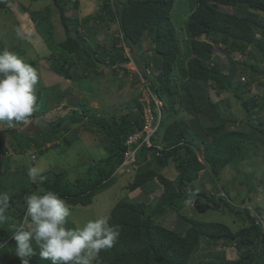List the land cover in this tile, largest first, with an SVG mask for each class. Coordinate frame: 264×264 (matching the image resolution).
Segmentation results:
<instances>
[{
  "label": "trees",
  "instance_id": "1",
  "mask_svg": "<svg viewBox=\"0 0 264 264\" xmlns=\"http://www.w3.org/2000/svg\"><path fill=\"white\" fill-rule=\"evenodd\" d=\"M49 1L65 32L62 42L55 40L48 7L41 12L22 7L30 21L36 23L35 33L50 50L46 60L50 62L51 72L68 82L67 85L82 87L80 80L88 82L86 74L97 73L100 65L122 69L133 62L140 70L144 88L162 104L160 124L151 139L154 148L143 145L135 152L136 168L125 188L126 195L117 200L109 213L110 223L120 231L119 240L111 249L100 253L98 264H190L193 255L218 245L234 247L238 254L236 261L209 259L195 264H264V221L260 222V216L257 220L247 206L243 207L246 202L241 192L237 191V198L230 200V192H225L219 183L224 168L237 170L247 157L264 151V96L252 93L257 85L264 86V0H184L187 5L183 7L186 12L183 38L187 59L183 58L175 28L178 0H104L99 10L109 15L108 20L116 21V34L124 44L123 47L115 44L108 50L101 46L94 48L88 41L96 34L89 18L67 16V12L78 8V0ZM229 4L234 6L232 12L220 9ZM6 5V1L0 0V12L6 10ZM144 37L151 42L146 51L141 44ZM25 41L22 37L12 48L0 41V51L10 48L8 51L23 58ZM215 46L221 47L227 56L225 60L215 59ZM124 47L133 58L126 55ZM235 54L248 59L234 60ZM23 60L37 68L36 61ZM219 63L226 69H219ZM77 66L81 73H72V68ZM149 68L153 74L147 72ZM243 75L246 82L241 81ZM211 90L218 95L230 94L238 102L243 116L238 126L229 120L233 115L231 104L226 99L211 97ZM36 96L38 107L32 120L58 107L66 97L62 90L44 87L40 80ZM77 106L80 110L59 117L46 133L34 131L28 136L6 129L3 138L8 140V145L0 138V157L7 151L22 154L33 145L40 148L60 138L62 147L60 144L57 147L63 153L78 140L75 136L65 138L64 133L81 123L87 125L84 131L99 137L104 154L96 160L89 156L87 161L83 159L88 165L82 178L70 180L66 172L59 170L39 184L40 189L20 181L17 184L20 189L14 188L17 198L22 194L27 198L53 191L71 207H86L97 194L116 183L115 172L127 149L125 141L142 127V104L134 99L119 116L102 115L88 102ZM190 116L199 127L197 130L193 129ZM232 126L234 129H230ZM137 146L135 143L131 148ZM76 155L80 158L79 153ZM1 161L0 158L2 170L7 165ZM170 166L173 177L164 174ZM21 173L24 178V168ZM1 174L0 171V177ZM208 179L214 192L207 191L201 183ZM246 180L247 192L254 193L256 187L247 175ZM157 188L162 189L161 193L154 196ZM14 191L8 194L10 222L0 226V264H20L11 238L12 223L20 220L26 207L16 206ZM139 194L143 199L132 201ZM257 209L260 214L262 209L259 206ZM167 212L181 217L186 223L183 231L159 223ZM66 226L76 227L70 218ZM36 253L29 258L30 264H50L39 258L38 249Z\"/></svg>",
  "mask_w": 264,
  "mask_h": 264
},
{
  "label": "rangeland",
  "instance_id": "2",
  "mask_svg": "<svg viewBox=\"0 0 264 264\" xmlns=\"http://www.w3.org/2000/svg\"><path fill=\"white\" fill-rule=\"evenodd\" d=\"M4 1H6L7 5L6 10L0 12V41L4 43L3 45L8 44L9 47L12 48L18 44L22 37L26 39L24 44H22V48H24L26 51L23 59H31L37 62L36 69L38 70L39 80L44 87H51L52 89L62 90V93H65L70 97L68 102H72L77 99H82L84 102L88 101L91 108H96L100 110L102 115L108 114L109 116H119L125 113L126 110L124 109V106L133 103L134 99H147L148 93L144 88V81L139 78L140 70L137 66L134 65L135 63L133 62L129 63L126 66H123L122 69H117L116 67H101L100 65L97 69V73L94 74L92 72H88V74H86L88 82H86L85 79L82 81L80 80L81 85H83L82 87L87 86L84 87V89L86 90H83V92L81 93L77 92L81 87H76L71 83H69L70 85H67L68 82L64 81V79L50 71V68L48 67L50 62L49 60H46L50 55V50L45 46L43 38L35 33L34 28L36 27V23L30 21L27 13H25L22 7H28L29 11L37 12H41L42 10H45L44 8L48 7L50 10L52 24L54 26L55 40L57 42H62L65 39V32L62 25L60 24L58 13H56L53 4L49 0ZM78 1V8L76 10L67 12V16H76L80 20H84L85 18L90 19V25L94 24V30L96 31V34L88 40L90 44L94 48L96 46H101L105 50L110 49L115 44L117 46L123 47L124 44L116 34L118 33V25L116 21L108 20L109 15L105 14L106 12L103 13V11L99 10V6L104 2V0ZM185 5H187L186 1L178 0L174 12L178 13V15L176 16L175 28L179 38V42L181 44L182 54L184 55L183 58L187 59L184 51L185 38H183V35H185L184 23L186 21V12L183 8L185 7ZM231 8L232 6L221 9L223 11H229ZM15 32L17 33V36L15 35ZM141 44L142 50L144 51L149 50L151 46L150 40L146 37L143 38ZM9 49L10 48H7V50ZM124 52L127 56H132V54L129 52V49L126 47H124ZM225 57L227 58L221 47L215 46V59L217 58L218 60H225ZM240 58L247 60L248 56H240L237 54L232 56V59L234 60ZM71 59L73 60L74 58ZM249 61L252 62L251 60ZM221 62L223 63V61ZM218 68H221L222 70L226 69V67H220V63ZM228 68H230V66ZM81 70L82 69L77 66L72 68L71 72L74 74H80ZM100 72L101 74H99ZM147 72L151 74L154 73L150 68ZM227 73L229 72L227 71ZM239 74L240 73H238L239 77L237 76V80H239L240 78ZM247 76L249 77L248 74ZM246 81L247 80L245 79L244 82ZM257 86L262 87L259 85ZM254 90L255 88L253 89V93ZM211 94L214 99H226L231 104V112L233 115L229 120L235 121V126H238L237 124H240V122L243 121V116L240 106L238 102L234 101L233 96H231L230 94H220L221 96L218 95L217 97V94H215L214 92H211ZM248 95L250 96L251 94ZM64 101V99L61 101L62 105L64 104ZM75 109L80 110V107H75ZM159 112L160 111L158 110V113ZM56 116H58V114H56ZM182 117L186 118L183 114ZM189 118H191L189 119L191 120V123L195 121L194 119L192 120V116H190ZM52 119L53 118H50V115L48 116V113H46L43 115L42 119H38L32 122L29 121V123L22 124L20 126L16 124L14 127H9L7 123H0V131H2L0 133V138H2L4 143L8 145V140L3 138L6 136L5 128L8 127L11 129H17L16 131L19 132L32 134V131H41L40 128L35 129L36 126H45L46 123H48ZM81 124H77L72 127L77 128ZM192 124L193 129L197 130L199 128L195 122ZM85 127L86 125H84L83 129L78 128L77 135L72 134L77 137L78 140H76L73 145L63 153L61 152V150H58L59 147H62V142L60 143L61 146L59 147L42 151V153L40 154L37 153V160L34 161H32L31 158L25 155V153L28 152L25 150L23 151L24 153L17 155L11 154V151H7L5 152V154L2 153V156L0 157L2 160L1 164L7 166L2 170V165L0 166V171L2 172L0 177V190L4 193L9 194L10 192L14 191L15 187L20 189V187L17 185L20 181H24V183L28 182L32 187H37L38 189H40V185L37 183H32L28 175L29 168L33 166L44 168V174L48 178L52 177L54 175V172L57 173L59 170H63L64 172H66L70 180H72L73 178L82 177L85 174V168L88 165L83 162V159L87 161L88 156L95 159V157H98L100 154L99 152H95L94 150V147H96L95 145L99 144L100 142L98 139L99 137L97 138L94 134L92 135V133L84 131L86 130ZM230 129H234V127L232 126L230 127ZM1 134L3 135L2 137ZM83 134H88L86 138H84L85 140L83 139ZM76 152L79 153L80 158L76 155ZM5 155H7V159ZM21 168H24V171H26V173L23 175L24 178L21 176ZM164 174L167 177H173V167L170 166L168 169H166ZM26 175L27 178L25 177ZM246 175L249 176V180H251L253 182V185H255L256 187L254 193H251L249 191L247 192V188H249V186L247 183H245L248 181L246 180ZM131 178L132 176H117V182L108 190L97 194L93 198L91 205L86 207L80 205L71 207L72 214L69 216L71 221L74 222L76 227H79L82 226L83 223L88 219H94L95 217L101 215H109L112 207L117 202V200L125 197L127 191L125 188L128 183L131 182ZM196 183L199 185L198 180ZM201 183L207 191L214 192L211 188L213 187V185L210 182V179L204 181L202 180ZM219 183L220 185L222 184L224 186L225 192L227 190L228 192H230L229 199L237 198L236 193L241 192L243 194V200H245L246 202L245 204L243 203V207L247 206L251 211L252 216H255L258 219V215L256 213L257 206L264 210V151L259 152L255 156L247 157L246 160L239 165L237 170L232 169L228 166L224 168L222 170L221 180ZM161 190V188H157L154 196H158L161 193ZM15 193L17 194V192L14 191L13 200L17 202L16 206L24 207V202L26 199L25 196H23L22 194L19 198H17L14 195ZM143 197L144 196L142 194H139L132 201H136L139 199L142 200ZM191 204H193V201H191ZM17 213L18 209H16L15 211L16 215ZM159 223L167 228H179L182 231L183 229H185L186 225V223L182 221L180 216L170 212H167L165 216H163L159 220ZM192 257L193 258L191 259L192 261L190 264L205 262L209 259H225L226 261L232 263L236 261V259L238 258V254L236 253L234 247L218 245L214 248L206 249L199 254H195Z\"/></svg>",
  "mask_w": 264,
  "mask_h": 264
},
{
  "label": "clouds",
  "instance_id": "3",
  "mask_svg": "<svg viewBox=\"0 0 264 264\" xmlns=\"http://www.w3.org/2000/svg\"><path fill=\"white\" fill-rule=\"evenodd\" d=\"M230 6H232V8L229 11H225L230 13L234 7L232 4L223 7L220 6V9ZM242 77L247 79L244 75ZM38 83L39 74L35 67L25 62L23 58L16 53L8 51L7 48L0 51V123H7L9 127H14L16 124L20 126L29 123V121L32 122L43 118L42 116L33 120L30 119L38 107L36 103V88ZM254 86L255 83L253 84V87ZM84 87H81L77 92L81 93L83 90H86ZM254 88L256 89V87ZM146 91L148 93V99L152 94L148 89H146ZM211 92L217 94L214 90H211ZM65 96L63 105L60 102L58 107L52 108L47 112L48 116L50 115V118L53 119L46 123L45 126L38 125L35 129L40 128L43 133H46V129L51 127L59 117H64V115L70 114L72 110H76L73 106L80 107L77 106L79 103H85L82 99L68 102L70 97L67 94H65ZM141 102L142 101H140V103ZM152 102L153 103L150 102L148 105L152 111L162 108V104L157 99H154ZM56 114H58V116H56ZM84 125H86V123L81 124L77 128L72 127L69 131L64 133L63 137L69 138L74 136L72 134L77 135L76 130L78 128L83 129ZM6 129H10L14 134L23 133L28 136L32 135L30 133L16 131L17 129L8 127L5 128V130ZM59 129L64 130V127H59ZM157 129L151 138H149L150 144ZM140 130L142 129L136 132ZM1 132L2 131H0V133ZM87 135L88 134H83V139L86 138ZM61 142L62 138L57 139L53 143L46 142L40 148L33 145V148L28 149L25 155L31 158L32 161L37 160V153L39 154V152L46 151V148H49V146L54 149ZM143 145L138 143V146L133 149L134 160L131 162H125V155L129 152L128 149H126L123 154L122 162L115 172V177H133L134 169L136 168V164L134 163L135 152ZM95 146V152L100 153L98 157H95L96 160L104 154L105 150L100 143ZM44 171L45 169L41 167H30L28 175L31 182L44 184L48 179ZM24 203L26 210L18 222L12 223L13 235L11 237L15 241V256L19 258L20 264H30L29 258L37 254L36 249H38L39 258L41 260L50 261V264H98L100 253L111 249L119 240L120 231L117 226L110 223L111 217L109 215L97 216L94 219H88L82 226L68 228L66 225L69 216L72 214V208L63 198L53 191H47L46 194L43 195H30L25 199ZM10 207L9 195L0 192V226L7 225L10 222ZM260 214L257 215L258 218L260 216V222H262L264 221V210H260Z\"/></svg>",
  "mask_w": 264,
  "mask_h": 264
},
{
  "label": "built area",
  "instance_id": "4",
  "mask_svg": "<svg viewBox=\"0 0 264 264\" xmlns=\"http://www.w3.org/2000/svg\"><path fill=\"white\" fill-rule=\"evenodd\" d=\"M242 81L245 79L242 77ZM143 119H144V126L142 130L136 132L133 136L129 137L127 140V144H135V143H140L144 145H149L150 141L149 138L154 134V132L157 129V123L155 119V115L153 114V111L151 110L150 106L144 105L143 106ZM148 147V146H147ZM128 151L125 155V162L126 161H133V149L131 148V145L128 146Z\"/></svg>",
  "mask_w": 264,
  "mask_h": 264
},
{
  "label": "bare ground",
  "instance_id": "5",
  "mask_svg": "<svg viewBox=\"0 0 264 264\" xmlns=\"http://www.w3.org/2000/svg\"><path fill=\"white\" fill-rule=\"evenodd\" d=\"M155 99V97L154 96H151L150 98H148L147 100L145 99V100H139V102L140 101H142L141 102V104H142V107L145 105H149V103L150 102H152L153 100ZM142 110H143V108H142ZM158 110L160 111L159 113H158ZM153 114L155 115V119H156V123H157V127H159V124H160V118H161V109H157V110H155V111H153ZM141 119H142V127H141V129L143 128V126H144V119H143V113L141 112ZM137 131V130H136ZM135 131V132H136ZM135 132H133L132 134H130L129 136H128V138L129 137H131V136H133L134 134H135ZM128 138H127V140H128ZM127 140H126V142H125V146L127 147V149H128V146H132V145H134V144H127ZM148 147H150V148H154L153 147V145L152 144H149V145H147ZM134 148H136V147H134ZM134 148H132V149H134Z\"/></svg>",
  "mask_w": 264,
  "mask_h": 264
},
{
  "label": "crops",
  "instance_id": "6",
  "mask_svg": "<svg viewBox=\"0 0 264 264\" xmlns=\"http://www.w3.org/2000/svg\"><path fill=\"white\" fill-rule=\"evenodd\" d=\"M264 86L263 87H256V89L254 90V93L253 94H259V95H263L264 96ZM255 91H256V93H255Z\"/></svg>",
  "mask_w": 264,
  "mask_h": 264
}]
</instances>
